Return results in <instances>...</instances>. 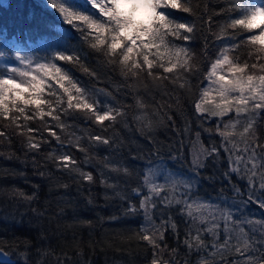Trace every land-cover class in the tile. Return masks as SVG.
Wrapping results in <instances>:
<instances>
[{
    "label": "snow or ice",
    "instance_id": "snow-or-ice-1",
    "mask_svg": "<svg viewBox=\"0 0 264 264\" xmlns=\"http://www.w3.org/2000/svg\"><path fill=\"white\" fill-rule=\"evenodd\" d=\"M46 4L73 31L40 40L44 56L30 55L0 33V120L5 122L0 144L11 147L17 137L21 163L31 165L48 194L57 193L41 202V184L24 171L0 172V197L15 208L8 219L20 223L30 215L36 232L35 242H14L15 264H88L75 229H89L88 247L100 243L91 239L97 221L82 218L79 210V198L96 207L97 182L103 190L100 207L120 212L99 222L140 217L139 227L124 239L150 252L147 264H264V0H222L211 12L204 0ZM141 10L146 19H137ZM102 74L119 80L98 88L93 82ZM185 97L197 127L208 134V147L199 130L190 139V120L181 128L170 114L184 115ZM213 122L214 128L205 126ZM157 124L174 134L167 145L154 134ZM121 128L139 133L146 146L122 135ZM4 158L20 159L15 153ZM16 178L30 185V194L6 183ZM205 182L220 184L216 197L201 195ZM250 204L259 217L248 213ZM20 207L24 212L17 220ZM61 222L73 231L70 246L57 252L53 237L67 244Z\"/></svg>",
    "mask_w": 264,
    "mask_h": 264
},
{
    "label": "trees",
    "instance_id": "trees-1",
    "mask_svg": "<svg viewBox=\"0 0 264 264\" xmlns=\"http://www.w3.org/2000/svg\"><path fill=\"white\" fill-rule=\"evenodd\" d=\"M204 2L209 5V12L213 8L218 7L222 0H204ZM174 15L182 20L188 19L191 20V17H188L187 14L176 12ZM217 22H222L217 18ZM59 30H64L66 33H72L73 29L70 25H66L59 18L55 10L51 9L46 4V0H0V33H2L6 38L13 41H19L21 47L25 52H36L40 56H44L46 52L39 47L40 40H52ZM215 30V29H214ZM69 38H71L69 36ZM55 46V45H54ZM198 51V49H197ZM246 55V52H245ZM89 62L96 66L97 71L103 73L101 66L95 65L94 61L89 58ZM68 68L69 71L76 78L87 81L88 78L85 77L81 71L76 68H72L71 65H64ZM119 80V77L113 76L111 79L108 76L102 74V79L100 82H93L98 88H110L114 81ZM198 95V93H197ZM159 98V97H157ZM128 104H133L134 101L129 97L126 101ZM184 115H177L175 110H171L170 114L173 115V118L176 120L177 124L182 128L185 120H190L192 124V133L190 134V139L195 140V132L197 130L201 131V141L205 147H208L209 137L208 134L197 127L198 121L194 116V109L188 103V98L185 97L184 101ZM36 126V125H33ZM206 127H215L214 122L211 124L205 125ZM5 122L0 120V130H4ZM9 133H12L11 129H8ZM121 134L130 137L141 147H145L147 142L139 135V133L132 132L129 133L126 130L120 129ZM264 131V129H262ZM154 134L158 141L163 142L165 145L169 142V139L174 135L171 132V129L165 130L162 126L158 124L154 127ZM217 144L219 143V137H214ZM55 144V141H53ZM189 148L191 145L188 144L185 146V156L186 162L190 161L191 156L189 154ZM0 151H3L4 156H0V172L4 169L15 170L17 172L24 171L26 178L31 180L32 183H40L41 191L39 192L40 200L43 202L46 198L55 197L57 193L48 194V186L46 183H43L38 176H34L33 169L29 164L25 167L21 160L23 159V153L20 149L18 138L13 136V144L11 147H8L6 142L0 144ZM72 152L77 156V159H81V155L76 152L75 149H72ZM9 153H15V156L20 159H5ZM137 164L142 162L137 161ZM51 167V166H49ZM87 171H93L91 168H86ZM179 170V169H178ZM95 175V172H94ZM235 176L233 180L235 181ZM7 184H15L17 187L25 189L29 194L32 189L29 184L24 183L23 178H16L14 180L6 181ZM238 183L243 184V181H238ZM220 190V184L216 183L215 187L209 185L207 182L201 187V195L208 199L209 197H216L217 193ZM102 189L97 185L93 188V194L96 197V207L90 208L86 205L85 201L82 198H79V210L80 215L84 219H93L97 221L95 227L92 229L93 241H99L100 243L96 244L94 247H88V232L87 228H77L75 231L83 238L84 243L81 247L85 250L84 260L88 264H147V261L151 258L150 252H145L142 245H138L135 241H129L124 239V237L131 236L133 232L141 224L140 217H123L117 221H105L103 223L99 222L101 216L107 217L109 215H120L119 210L116 207H100L104 203L102 196ZM71 194L74 196V188L71 191ZM230 192H227L226 195L230 196ZM15 211L14 205L5 202L3 197H0V251L5 255L7 259L15 261L18 258V253L13 254L16 249L13 246L14 242L24 239L36 241V232L32 226V218L30 215H25L22 219L23 222L17 223L10 221L8 215L12 214ZM248 213L253 216L259 217L260 211L256 208L255 205H249L247 209ZM24 212V208L20 207L16 211V219L20 220V213ZM62 223L61 231H64L67 236V244L63 239H56L53 237L51 243L57 252L61 248H66L71 244L72 229H67L66 225ZM45 228H49V225L45 222L43 225ZM183 231V226L181 227ZM211 238L209 237V240ZM172 246L176 245V241L169 237L168 241ZM183 255V253H182ZM167 258V257H165ZM51 258H49V261ZM3 264V262H0Z\"/></svg>",
    "mask_w": 264,
    "mask_h": 264
},
{
    "label": "rangeland",
    "instance_id": "rangeland-1",
    "mask_svg": "<svg viewBox=\"0 0 264 264\" xmlns=\"http://www.w3.org/2000/svg\"><path fill=\"white\" fill-rule=\"evenodd\" d=\"M136 16H137V19H141V20L146 19V14L143 12V10L137 12ZM39 50H42V49H39ZM27 53H29L30 55H33V56L38 55L36 52H32V53L27 52Z\"/></svg>",
    "mask_w": 264,
    "mask_h": 264
},
{
    "label": "water",
    "instance_id": "water-1",
    "mask_svg": "<svg viewBox=\"0 0 264 264\" xmlns=\"http://www.w3.org/2000/svg\"><path fill=\"white\" fill-rule=\"evenodd\" d=\"M0 252H1V251H0ZM2 259H7L3 253H2V255H0V262H3Z\"/></svg>",
    "mask_w": 264,
    "mask_h": 264
}]
</instances>
